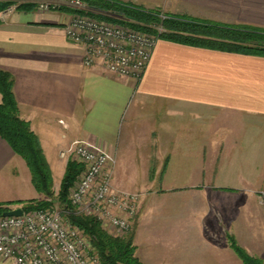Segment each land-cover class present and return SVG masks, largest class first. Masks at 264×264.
<instances>
[{
    "label": "crops",
    "instance_id": "0c3cea01",
    "mask_svg": "<svg viewBox=\"0 0 264 264\" xmlns=\"http://www.w3.org/2000/svg\"><path fill=\"white\" fill-rule=\"evenodd\" d=\"M119 1L264 27V0ZM70 19L16 5L0 13V69L13 76L53 181L72 143L92 141L115 156L117 187L150 190L134 236L145 264H245L230 237L264 259V56L159 39L136 80L86 66L65 35ZM40 198L27 162L0 135V204Z\"/></svg>",
    "mask_w": 264,
    "mask_h": 264
},
{
    "label": "built area",
    "instance_id": "2783aa9c",
    "mask_svg": "<svg viewBox=\"0 0 264 264\" xmlns=\"http://www.w3.org/2000/svg\"><path fill=\"white\" fill-rule=\"evenodd\" d=\"M60 6L77 10L64 32L71 42L83 47L86 66L101 63L112 73L142 78L159 40L157 35L83 12L89 10L86 0H45L39 8L49 11ZM69 152L86 164L71 193L77 211L130 229L144 193L115 188V156L89 140L74 141ZM261 200L264 204V192ZM23 210L21 216H0V256L10 264H104L80 228L65 219L61 211L53 207Z\"/></svg>",
    "mask_w": 264,
    "mask_h": 264
},
{
    "label": "trees",
    "instance_id": "16d2710c",
    "mask_svg": "<svg viewBox=\"0 0 264 264\" xmlns=\"http://www.w3.org/2000/svg\"><path fill=\"white\" fill-rule=\"evenodd\" d=\"M38 1L0 0V13L14 5L25 11L33 10L38 7ZM86 2L89 10L83 12L155 33L159 39L264 56V27L225 24L186 15H169L163 18L159 9H148L119 0H86ZM57 10L77 12L68 6H60ZM160 27L162 31L158 29ZM0 93L3 96L0 103V135L27 162L37 191L50 198L53 195L52 170L39 137L31 129L30 124L20 117L19 104L14 93L13 76L3 69H0ZM80 171L81 167L77 162H68L59 193L64 217L89 237L93 250L104 264H144L136 255L134 234L127 237H113L103 229L97 218L80 214L71 204L68 199L69 191ZM52 205V200L37 199L25 204L24 209L49 208ZM7 210L4 204H0V216ZM229 239L231 246L245 264H264V259L251 256L237 244L234 237Z\"/></svg>",
    "mask_w": 264,
    "mask_h": 264
},
{
    "label": "rangeland",
    "instance_id": "374dc122",
    "mask_svg": "<svg viewBox=\"0 0 264 264\" xmlns=\"http://www.w3.org/2000/svg\"><path fill=\"white\" fill-rule=\"evenodd\" d=\"M40 4L41 3H39L38 4V7H40ZM135 4V3H134ZM146 8V7H145ZM40 9V8H39ZM148 9H150V8H148ZM156 9H159V11L161 12V16L163 17V18H165V17H167V16H171V15H177V14H175V13H173V12H170V11H165V10H161L160 8H156ZM65 13H68V14H70L71 15V17L73 16V13H70V12H65ZM115 22V21H114ZM123 24V23H122ZM66 25V24H65ZM65 25H63V27H65ZM126 25H128L131 29H135V30H137V31H140V32H142V33H152V32H149V31H144V30H142V29H139V28H136V27H134V26H131V25H129V24H126ZM153 34H155V33H153ZM156 35V34H155ZM92 142V141H91ZM69 161H74V162H77L79 165H80V167H81V171H80V173H79V175H78V177L76 178V180H75V182H74V184L71 186V188H70V191H69V195H68V199H69V201L71 202V204L76 208V206L72 203V201H71V193H72V191L73 190H75V188H76V186L79 184V181H80V179L82 178V176H83V173H84V171H85V169H86V164L84 163V162H82L77 156H75V155H73V154H71L70 152H69V158H68V162ZM140 165V164H139ZM117 166V165H116ZM113 176H114V174H113ZM141 176V175H140ZM141 179V178H140ZM114 180H115V178H114ZM61 181H62V179L61 178H58V176H56V178H55V182L53 181V195H52V197H50V198H47L46 196H44V195H42V194H40L41 196H42V198H40V199H45V200H52L53 201V205H52V207L53 208H56L57 210H59V211H61L62 212V204H61V202H60V199H59V193H60V189H61ZM142 181V180H141ZM140 181V182H141ZM146 181V180H145ZM114 186H115V188H117V189H119V190H124V191H129V192H142V193H144V195H145V193H148V191H150V190H148V189H142L141 187H139V188H133V189H126V188H119V187H117L115 184H114ZM143 198H144V196H143ZM39 200V199H38ZM144 200V199H143ZM142 200V201H143ZM140 212V211H139ZM80 214H82V213H80ZM85 215V214H84ZM140 214L138 213V215L136 216V218L134 219V221H133V225H132V227L130 228V229H120V228H118V227H116V226H112V225H109L108 223H106V222H101V225H102V227H103V229L106 231V232H108L110 235H112L113 237H127V236H130L131 234H134V236H135V234H136V228H137V224H138V221H139V219H140V216H139ZM90 216V215H89ZM66 219V218H65ZM81 230V229H80ZM81 232H82V235L86 238V240H87V242L91 245V247H92V249H94L93 248V245H92V242H91V240L89 239V237L88 236H86L84 233H83V231L81 230ZM134 244H135V246H136V255L139 257V259H141L142 260V253H144L146 250H145V245H144V243H143V241H141V239L140 238H135L134 239ZM142 262L144 263V261L142 260ZM145 264V263H144Z\"/></svg>",
    "mask_w": 264,
    "mask_h": 264
},
{
    "label": "water",
    "instance_id": "95a60500",
    "mask_svg": "<svg viewBox=\"0 0 264 264\" xmlns=\"http://www.w3.org/2000/svg\"><path fill=\"white\" fill-rule=\"evenodd\" d=\"M110 15V14H107ZM23 208H15L4 212V216H21L23 214Z\"/></svg>",
    "mask_w": 264,
    "mask_h": 264
}]
</instances>
